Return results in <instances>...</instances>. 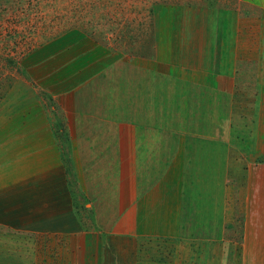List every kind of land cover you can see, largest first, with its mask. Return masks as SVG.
<instances>
[{
	"label": "crops",
	"instance_id": "crops-1",
	"mask_svg": "<svg viewBox=\"0 0 264 264\" xmlns=\"http://www.w3.org/2000/svg\"><path fill=\"white\" fill-rule=\"evenodd\" d=\"M152 10L161 58L123 60L111 36L71 32L5 96L0 264H264V90L245 139L232 95L254 67L264 77V2Z\"/></svg>",
	"mask_w": 264,
	"mask_h": 264
},
{
	"label": "rangeland",
	"instance_id": "rangeland-1",
	"mask_svg": "<svg viewBox=\"0 0 264 264\" xmlns=\"http://www.w3.org/2000/svg\"><path fill=\"white\" fill-rule=\"evenodd\" d=\"M157 1L162 2V0H0V119L7 93H17L19 89H23L21 79L26 77L25 68H29L30 62L35 57L34 52L42 48L50 49L51 43L60 41L63 36L71 32H79L82 37L95 39H101L105 35L111 36L114 48L119 51L117 53L123 60L129 57L161 58L160 50H156L154 55L147 49L149 45H154L152 35L156 32L152 28L148 29L150 21L148 13L153 12V4ZM255 2L258 3V0ZM106 43L107 40L102 41L103 45ZM136 49L139 51H135ZM260 57L264 62V48L262 54L257 52L253 58L254 62H260ZM111 59L114 65L123 66L118 63L122 59L116 60L114 57ZM147 68V64L140 65L143 84L148 83L149 80L146 77ZM128 71V66L122 71L126 80L124 84H130L134 78ZM252 73L251 81L233 85L237 93H232L233 96H237L236 101H241L243 104V108L233 106V111L236 122L242 123L240 127L244 139L248 136L249 130L245 129L243 124L246 123L242 120L252 121L256 114L254 109H257L256 94L263 93L262 89L264 90V77L260 76L259 68L254 67ZM258 83L261 86L257 85L255 88ZM155 85L156 89H162V85L160 86L158 82H155ZM252 87L253 96L248 106H245L247 103L238 97ZM115 88L116 83L108 81L107 93H115ZM158 95L161 98L164 96L163 93ZM262 129L264 130L263 126ZM252 133L254 134V128ZM197 136L210 137L207 131H200ZM64 150L67 151V148ZM213 259L214 264H225L217 263L218 257L215 253Z\"/></svg>",
	"mask_w": 264,
	"mask_h": 264
}]
</instances>
